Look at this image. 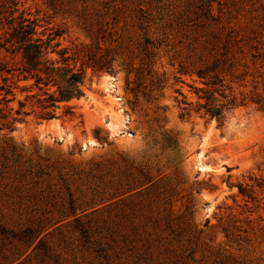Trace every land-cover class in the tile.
<instances>
[{
  "label": "rangeland",
  "instance_id": "374dc122",
  "mask_svg": "<svg viewBox=\"0 0 264 264\" xmlns=\"http://www.w3.org/2000/svg\"><path fill=\"white\" fill-rule=\"evenodd\" d=\"M22 19L84 96L0 121V264H264V0H0V37ZM214 64L221 126L195 112Z\"/></svg>",
  "mask_w": 264,
  "mask_h": 264
},
{
  "label": "trees",
  "instance_id": "16d2710c",
  "mask_svg": "<svg viewBox=\"0 0 264 264\" xmlns=\"http://www.w3.org/2000/svg\"><path fill=\"white\" fill-rule=\"evenodd\" d=\"M36 27L35 21L22 19L11 28L10 33L0 37V121L2 127L10 132L34 110L40 121L72 117L70 103L84 96L83 64L77 66L76 58L68 55L66 48L57 50L59 44H51L58 34L50 33L46 39H42L37 35ZM50 53L56 54L58 59H48ZM87 64L96 71L111 72L106 63L91 61L89 58ZM216 70L217 64H214L196 71L202 87L194 88L193 92L202 101L197 104L195 112L202 111L203 116L215 119L221 126L226 114L236 104L235 97L223 96L220 89L222 79L215 73ZM215 94H219L223 101L218 100ZM244 101L245 98L241 100V105H244ZM248 102L264 112V97L261 94L254 93ZM179 104L186 107L190 105L185 101ZM26 108L32 110L28 112ZM60 109H63L62 114H58ZM237 188L240 196L252 199L251 188L241 185Z\"/></svg>",
  "mask_w": 264,
  "mask_h": 264
}]
</instances>
